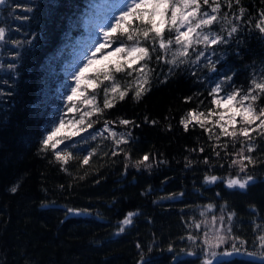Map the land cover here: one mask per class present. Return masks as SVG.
Instances as JSON below:
<instances>
[{
	"label": "trees",
	"instance_id": "16d2710c",
	"mask_svg": "<svg viewBox=\"0 0 264 264\" xmlns=\"http://www.w3.org/2000/svg\"><path fill=\"white\" fill-rule=\"evenodd\" d=\"M90 1L0 5V27L6 29L0 41V264H205L210 257L205 233L210 243L214 234L245 241L228 264H264L255 258H264L257 240L264 235V136L251 134L256 149L245 155L256 162L245 161V173L230 167L241 138L233 146L217 127L190 122L185 130L181 123L187 112L214 107L209 93L217 84L222 92H246L253 79H264V33L256 28L264 0H240L231 9L221 0V14L229 13L237 32L229 37L230 26L223 25L221 32L222 24H214L212 31L227 43L196 44L187 56L176 54L175 43L165 51L159 38L152 43L140 36L151 58L132 69L113 70L119 88L108 98L114 106L89 117L94 127L130 121L120 124L125 138L119 146L91 152L88 164L73 154L65 164L43 140L58 104L62 63ZM241 7L245 12L236 20ZM133 26L143 28L139 21ZM163 36L174 39L167 27ZM198 51H204L199 60ZM142 65V72L135 71ZM225 76L232 79L225 82ZM121 91L127 92L123 100ZM255 106L264 107V95ZM226 128L231 131L233 125ZM246 174L255 178L246 189L227 187L228 179ZM210 176L220 179L208 183ZM128 213H134L132 223L124 225ZM190 235L196 239L189 240ZM231 243L214 250L231 249Z\"/></svg>",
	"mask_w": 264,
	"mask_h": 264
},
{
	"label": "snow or ice",
	"instance_id": "6c2138e0",
	"mask_svg": "<svg viewBox=\"0 0 264 264\" xmlns=\"http://www.w3.org/2000/svg\"><path fill=\"white\" fill-rule=\"evenodd\" d=\"M7 0H0V5H4ZM233 2L239 5L240 0H223V3L227 5L229 9L232 8ZM204 6H207L205 9ZM245 10L241 7L239 10V15L235 16L236 20H240L243 16ZM261 19L256 24V28L259 29L261 33H264V12L260 14ZM159 18V22H157ZM133 21H139V25H142L143 28L133 26ZM222 24L221 32L224 31L223 25L230 26L227 30V35L231 37L234 33L237 32V26L233 23V20L229 17V13L224 12L221 14V0H130V3L126 4L123 10L120 12V15L116 18L115 23L108 27L104 32V42L98 43L92 52V55L87 57V62L75 75L76 86L71 89V95L67 97V100L70 102L68 107V112H79L80 109L77 108L76 104L73 102L74 97L79 93L80 96H84V91H80L81 80L85 79V73L92 70L95 72V78L92 81L90 87L98 86L96 81H109L113 80L112 68H109V65L103 64L101 67H95L99 61L97 60V54L100 56L101 61H108L113 65L114 71L116 73L122 72L124 70V65L121 64L120 60L111 61V57H119L120 54H124L123 61L129 69H132L133 65L138 64L141 61L150 59L149 48L141 46L139 37L142 36L145 41L152 43L156 42V39L159 38V48L161 50H168V47L175 43L179 46L178 52L176 53L179 56H187L189 54L188 50L190 47H193L196 44H203L205 47L211 45H218L227 43V39L224 35L213 32L212 25ZM150 26V27H149ZM169 33H174V39L169 37L165 40L163 32L165 28ZM181 29H184L183 31ZM150 34H154L150 36ZM122 37L126 39H122ZM6 38V29L0 27V41L5 40ZM127 41L133 42L131 45L127 44ZM118 44L112 51H107L109 48H112L113 44ZM201 56H204V51H198L196 54L197 60ZM162 57L157 56V59ZM175 63V60L171 61ZM211 63V62H210ZM9 67H12L11 65ZM144 66L142 65L140 69H135V71H143ZM129 75L132 73L129 72ZM103 77V80H100V77ZM225 82L232 79L231 76H225ZM147 83V80L144 81ZM119 85L113 83L111 88H104V101L103 108L95 106L92 112L85 111L81 114L79 120L75 122L76 125L80 127L76 128L75 131H70L64 136L57 138L58 134L65 127V121L60 120L59 125L51 129L46 138L43 140V145L45 148L51 147L55 151V158L58 161H63L65 164L68 159L71 158V153H64L62 150H58V146L64 144V141L71 140L73 136L80 135L81 132H86L89 128H92L93 124L88 122L85 124V118L90 117L94 113H102L104 109L113 107L114 105L110 103L108 98L109 91L116 93L118 91ZM143 86L135 92V97L139 98L142 94ZM223 91L222 86L217 84L214 88L211 89L209 95H213L212 104L219 106L223 100L225 103L232 104L233 101H237L238 107L235 112L227 118L225 121L224 115H219V119L216 121L220 125V135L231 137L233 140V146L237 138L241 144V148L235 153L237 159L232 160L231 166H238L240 172H245L247 170V161L249 164H254L256 161L251 155H245V152L252 153L256 149V145L253 143L254 137L252 133H256L258 136H264V107L255 106V102L264 95V79L257 81L253 79L250 82V86L246 92H242L240 89H233L228 92L225 96L219 97V93ZM127 95L126 91H121L119 93V98L123 100ZM237 97L239 99L237 100ZM96 97L93 96L91 99H84L81 103L85 105L94 104ZM190 99V98H188ZM214 113L210 110L208 115L211 116ZM205 114L200 112L195 113V110L188 113V117L192 120L200 122V117H203ZM239 117V121H237ZM220 121H225V123H230L233 125L231 131L228 130L223 124H220ZM239 122L241 125L239 129L235 125ZM71 123V122H69ZM108 121H105L104 131H111L107 125ZM120 124L127 125L130 123L128 120H120ZM153 123H155L153 121ZM181 123L184 124L185 130L188 129V123L184 119L181 120ZM200 126L204 127V123L200 122ZM209 131H211L209 129ZM103 133H101L102 135ZM111 136L116 137L117 133L111 131ZM95 139V137H92ZM211 138V137H210ZM219 139V136L216 137ZM122 142V139H116L115 144L119 146ZM126 142V141H123ZM226 148L227 145H224ZM203 151V149H201ZM116 153L113 152V155ZM93 153H89L87 156L83 157L82 163L88 164L89 157ZM219 155V152L216 153ZM149 157L145 155L143 161H147ZM141 161V163L143 162ZM207 163V159H205ZM219 177L210 176L205 177V180L208 183H215ZM254 177L251 175H245L244 178H230L226 181L228 188H239L246 189L251 183L254 182ZM17 190L16 187L11 189L12 192ZM211 207V206H209ZM73 212L72 209L68 210ZM134 213H128L127 217L123 220L124 225L132 223L131 217ZM232 214H229L228 219L231 220ZM213 224L216 222V217H213ZM223 216L220 217L221 224H223ZM197 228L200 227L199 224L195 225ZM124 229L121 228L120 231ZM227 232H231V228L227 229ZM189 240L196 239L193 236L188 237ZM215 243H210L208 239V233H205L204 244L208 246V254L211 257L205 261V264H213V259H216L217 264H228V261L225 260V257H231L234 254H239L243 248L245 241L239 240V237H231L230 235H219L214 234ZM229 240L232 241L230 251H223L222 253H217L214 249L219 247L220 244L227 243ZM239 240V244L236 241ZM259 241L260 248L264 250V235L257 237ZM191 254V253H190ZM253 255L252 253H248Z\"/></svg>",
	"mask_w": 264,
	"mask_h": 264
},
{
	"label": "rangeland",
	"instance_id": "374dc122",
	"mask_svg": "<svg viewBox=\"0 0 264 264\" xmlns=\"http://www.w3.org/2000/svg\"><path fill=\"white\" fill-rule=\"evenodd\" d=\"M128 3H130V0H91L87 5L82 17L80 18L79 31L72 41V46L69 49L67 58L62 63L61 76L58 84V104L54 108L52 123L45 134V138L51 129L59 125L61 119L65 121V127L58 134L57 138L64 136L70 131H75L76 128L80 127V125H76L75 122L79 120L83 112H92L93 108L97 106V92H99L102 96L101 102L104 101V88H111L113 85V80L103 81V83L96 81L98 86L90 87L89 85L92 84V81L96 75L94 71L90 70L85 73V79L81 80L80 82V91H84V96H80L78 93L77 96L74 97L73 101L80 111L68 112L70 102L67 100V97L72 94L71 89L76 86V73L87 62V57L92 55L96 45L98 43L104 42L103 32L115 23L116 18L120 15V12ZM157 22H159V18H157ZM181 30L183 31L184 29ZM127 44L131 45L132 42ZM116 46H118V44L114 43L112 48H109L107 51H112ZM178 49L179 46L177 45V50ZM123 57L124 54H120L119 57H111L110 60L115 61L119 59L121 64L126 65L124 64ZM97 60L99 63L95 67H101L103 64L107 63L109 68L114 70L111 63L100 60L99 54H97ZM134 69H139V66H134ZM100 80H103L102 76L100 77ZM140 81L141 78L136 80V82ZM228 92L229 91H221L219 93V97L225 96ZM111 94L113 93L109 91L108 97ZM93 96L96 97L94 104L85 105L81 103L82 100L91 99ZM238 99L239 97H237V100ZM237 107V101H233L232 104H228L222 100L219 106L214 105V107L210 109L214 114L209 116L208 113L210 110L205 112V115L200 117V122L206 124L207 127H217L220 130V125L216 123V121L219 119V115H224L225 121H227V118L235 112ZM188 113L189 112H187L183 118L186 123H200L188 117ZM225 121H220V124H223L225 127L230 125V123H225ZM88 122H90L89 117H86L85 124ZM108 122L109 123L107 127L111 131H115L117 133L116 137L111 136V131H104V121L97 127L92 126V128H89L86 132H81L80 135L73 136L71 140L66 139L64 144L58 146V150H62L64 153L70 152L71 154L83 159V157L87 156L90 152L101 151V149L106 150L109 147H114L116 145L115 140H123L126 134L119 122ZM101 133L103 134L101 135ZM93 136L95 139L92 138Z\"/></svg>",
	"mask_w": 264,
	"mask_h": 264
},
{
	"label": "water",
	"instance_id": "95a60500",
	"mask_svg": "<svg viewBox=\"0 0 264 264\" xmlns=\"http://www.w3.org/2000/svg\"><path fill=\"white\" fill-rule=\"evenodd\" d=\"M261 179L262 180H264V174L261 176ZM231 249H228L227 251H230ZM224 251H226V250H224ZM223 251H220V252H218V254L219 253H222ZM239 256V254H234L233 256H231V257H225L224 259L225 260H229V259H231L232 257H238ZM211 257H209L208 259H210ZM258 261H261V262H264V258H262V257H255ZM215 263H217V261H216V259H213V264H215Z\"/></svg>",
	"mask_w": 264,
	"mask_h": 264
}]
</instances>
